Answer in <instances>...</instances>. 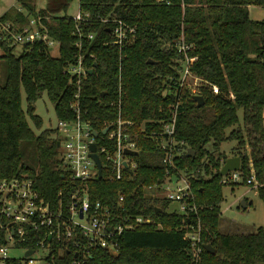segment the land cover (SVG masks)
<instances>
[{"label":"trees","instance_id":"obj_1","mask_svg":"<svg viewBox=\"0 0 264 264\" xmlns=\"http://www.w3.org/2000/svg\"><path fill=\"white\" fill-rule=\"evenodd\" d=\"M171 1L167 6L156 0H80L81 11L95 19L84 29L87 37L95 34L93 40H84L85 53L96 57L88 59L87 64L94 68L97 63L82 85L81 104L95 128L101 130L118 118L121 86L122 118L135 124L131 132L140 151L134 157V175L109 182L104 170L102 179L90 182L91 199L115 207L124 195L127 214L156 221L155 225L123 233L118 254L95 250L89 264H192L187 233L197 220L168 212L170 201L147 196L149 187L164 182L167 169L165 153L153 134L163 131L171 115L169 107L177 102L174 138L184 142L185 150L174 159V173H194L191 188L194 202L201 208L202 245L210 244L215 249L214 254L203 251L202 264H264V226L249 233L219 231L224 199L220 171L229 158L221 152L222 144L236 141L233 157H241L244 179L252 162L258 181L264 184V19L253 20L250 13L251 7L264 8V0ZM72 3L46 0L45 8L38 9L37 0H17L0 18V28L7 23L21 28L37 14L48 16L50 37L60 46L59 56H53L50 48L40 43L16 57L15 47L0 44V64L4 63L7 70L6 82L0 81V179L27 174L53 205L62 199L60 192L66 196L78 184L60 160L57 132L45 130L37 135L29 125L22 95H26L27 113L38 128L42 119L35 113L36 103L45 93L58 119L73 117L70 104L77 86L64 74L77 54L76 26L68 15ZM98 17H115L136 27V41L123 48L107 45L112 27L97 22ZM182 34L186 44L192 46L189 57L197 58L191 65L193 74L221 90L214 95L203 86L206 103L202 107L177 85L185 55L165 46L174 44ZM169 86H174V91L164 94ZM30 149L33 158L25 160ZM190 149L195 157H188ZM258 193L264 199V187ZM70 251L55 242L49 260L71 264L74 254Z\"/></svg>","mask_w":264,"mask_h":264},{"label":"built area","instance_id":"obj_2","mask_svg":"<svg viewBox=\"0 0 264 264\" xmlns=\"http://www.w3.org/2000/svg\"><path fill=\"white\" fill-rule=\"evenodd\" d=\"M156 2L167 6L172 3L171 0H156ZM72 18L78 36L75 45L77 54L75 60L66 66L64 74L75 83L77 93L70 104L73 117L69 120L59 119L56 132L61 144L60 160L78 186L66 196L60 192L59 196L62 199L57 205H53L40 194L33 178L27 174L0 179V264H53L49 257H53L55 242L63 244L67 249L71 248L70 252L74 254L71 264H89L95 250H107L118 254L119 238L123 233L156 224V221L149 216L127 214L124 195L120 196L115 207L105 206L102 202H93L91 199L90 182L100 179L99 168L91 157V145H96V153L103 162L102 178L105 170L109 182H120L127 176L134 175L137 168L134 159L136 156L127 155L125 149L138 150V148L136 136L131 132L135 124L122 118L121 86L118 101L119 115L115 122L106 123L103 129L97 130L93 121L87 116L88 112L81 104V89L90 75V70L93 69L88 67L87 61L96 60V57L85 53L84 40L87 38L93 40L95 34L92 33L87 37L84 29L87 25L93 24L95 19L90 13L81 9ZM48 20V16L37 14L30 19L29 24L21 28H14L10 23L1 24L0 44L8 47L21 45L24 50L31 51L35 45L41 43L48 46L52 53L60 46L50 37L46 24ZM96 21L111 24V41L107 45L123 48L131 46L136 41V27L130 26L123 20L115 17H98ZM165 46L173 47L179 54L185 55L184 60L181 61L178 83L180 88L188 79L195 78L196 85L189 91L192 96L202 95L203 86L208 87L214 95L221 93L217 85L206 84L191 71V65L197 58L189 57L188 52L191 51L192 46L186 44L183 34L174 44L168 43ZM2 52L0 46V55ZM231 98L234 99V96L231 95ZM181 99L180 96L179 101ZM178 106L179 102L169 107L171 115L168 121L164 122L163 131L158 135L153 134V137H157L160 149L165 153L164 163L167 169L164 182L149 187V190L163 187V199L181 205V212H177L178 214L197 220V225H192L188 230L187 237L193 251L192 264H202L205 248L201 240L202 224L199 215L201 208L194 202L195 197L191 188L194 173L185 170L174 173L176 168L174 159L185 150L184 142L179 143L174 138ZM108 127L110 129L104 135L102 132ZM95 132L99 135L95 136ZM175 175L178 180L174 184ZM241 183L254 190L264 187V184L257 179L252 162L246 180L241 170L230 172L221 179L223 186ZM30 243H34L35 246H29ZM29 251L33 253L27 255Z\"/></svg>","mask_w":264,"mask_h":264},{"label":"rangeland","instance_id":"obj_3","mask_svg":"<svg viewBox=\"0 0 264 264\" xmlns=\"http://www.w3.org/2000/svg\"><path fill=\"white\" fill-rule=\"evenodd\" d=\"M46 0H37L38 8L45 6ZM80 0H73L71 7L69 8V16L75 15L79 11ZM251 18L256 21L264 19V8L251 7ZM24 52V48L18 45L14 48L13 53L16 57H19ZM53 56H59V47H56L53 52ZM7 78V70L4 63L0 64V81L5 83ZM195 78H190L186 83L181 86L182 93L196 85ZM178 85V84H177ZM176 85V86H177ZM174 88V86H172ZM171 86L163 91L164 94H170L173 92ZM22 107L27 115V121L34 132L39 135L45 130H55L58 127V116L55 110L54 104L50 101L48 94H43V97L36 103V115L42 119L41 128L36 127L31 116L28 115V106L26 101V95H22ZM237 146L236 141L225 142L221 146V152L227 156L233 157V149ZM33 158L32 149L29 150L25 160ZM174 189L173 186H170ZM223 191V202L221 203V219L219 224V231L224 234L231 233H249L253 232L260 226H264V199L259 195V190L251 189L245 185H225ZM164 188H156L149 190L147 196L153 199H163ZM243 201L246 202L247 207H244ZM181 205L178 203H172L168 209V212H181Z\"/></svg>","mask_w":264,"mask_h":264},{"label":"water","instance_id":"obj_4","mask_svg":"<svg viewBox=\"0 0 264 264\" xmlns=\"http://www.w3.org/2000/svg\"><path fill=\"white\" fill-rule=\"evenodd\" d=\"M150 63H155L154 61H149ZM97 67V63L94 65V68L92 70H90L89 74L92 75L94 73V69ZM104 97V96H103ZM193 100L197 103L198 107H202L205 105L206 100L205 97L202 95H196L192 97ZM110 127L106 128L105 130H103V134L105 135L108 131H109ZM99 133L95 132V136H98ZM130 141V140H129ZM60 143H58V146L60 147ZM91 150H92V154L91 157L94 159V161L96 162L98 168H99V178H102V174H103V162L101 160V158L99 157V155L96 153V145L92 144L91 145ZM125 153L129 156H139L140 155V151L139 150H132L129 148L125 149ZM188 157H195V151L190 149L188 150ZM241 164H242V160L241 157L239 156H234V157H230L226 160L225 164L222 166L220 174L221 176H225L227 174H229L230 172H235V171H240L241 170ZM125 165L128 166L127 162H125ZM178 180V177L175 175L173 176V183L175 184ZM244 203V207H247V204L245 201H243ZM160 212H163L164 210L161 208L159 210ZM204 248L207 250V252L214 254L215 253V249L210 245H204ZM33 253V251H29L27 253V255H31ZM78 254L75 255V257H77Z\"/></svg>","mask_w":264,"mask_h":264},{"label":"crops","instance_id":"obj_5","mask_svg":"<svg viewBox=\"0 0 264 264\" xmlns=\"http://www.w3.org/2000/svg\"><path fill=\"white\" fill-rule=\"evenodd\" d=\"M17 3V0H0V18L9 10L11 9L13 6H15ZM46 6V3H45ZM45 6L43 8H45ZM43 8H38V9H43ZM79 10H80V5H79ZM78 13V12H77ZM76 13V14H77ZM75 14V15H76ZM69 15V14H68ZM70 16V17H74Z\"/></svg>","mask_w":264,"mask_h":264}]
</instances>
